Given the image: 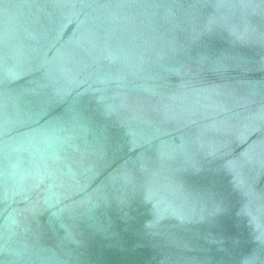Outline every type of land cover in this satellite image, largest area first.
I'll list each match as a JSON object with an SVG mask.
<instances>
[{"label":"water","instance_id":"1","mask_svg":"<svg viewBox=\"0 0 264 264\" xmlns=\"http://www.w3.org/2000/svg\"><path fill=\"white\" fill-rule=\"evenodd\" d=\"M0 264H264V0H0Z\"/></svg>","mask_w":264,"mask_h":264}]
</instances>
